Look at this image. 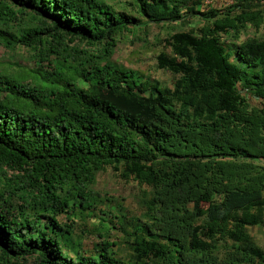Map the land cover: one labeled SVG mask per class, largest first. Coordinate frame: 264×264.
<instances>
[{"label": "trees", "instance_id": "16d2710c", "mask_svg": "<svg viewBox=\"0 0 264 264\" xmlns=\"http://www.w3.org/2000/svg\"><path fill=\"white\" fill-rule=\"evenodd\" d=\"M201 3L0 0V44L38 62L29 81L0 73V264H264L249 233L264 223V34L241 40L264 0ZM9 5L36 25L13 28ZM184 17L203 24L155 58L172 87L112 61L125 34ZM106 167L142 212L86 254L57 217L95 216Z\"/></svg>", "mask_w": 264, "mask_h": 264}, {"label": "rangeland", "instance_id": "374dc122", "mask_svg": "<svg viewBox=\"0 0 264 264\" xmlns=\"http://www.w3.org/2000/svg\"><path fill=\"white\" fill-rule=\"evenodd\" d=\"M104 1L113 5L116 11L123 10L124 0ZM222 2L230 5L233 0H202V3L196 9L201 11L202 9L205 10L204 7H217ZM9 7L15 16V20L10 22L13 28L36 25L29 10L24 11L13 5H9ZM202 24L203 22L197 17H184L183 20L176 23L146 25L136 32L135 37L125 34L119 39L111 59L121 67L132 69L160 82L162 85L172 87L177 77L156 67V56L160 52H170V49L164 44V39L175 32L196 30ZM254 34L257 36L264 34V28H260L257 33H254L252 29H248L241 40ZM33 53V51L18 45L6 49L0 44V73L22 72L28 76L30 70L34 69L38 63L35 59H32ZM47 70L50 71L51 69L47 68ZM27 80H30L29 76ZM78 85L86 87V84L80 81H78ZM9 173L7 172L6 178L10 176ZM2 181L3 176H0V188ZM92 189L98 195L100 202L96 206L95 216L87 219L88 223H80L78 217L73 218L71 214H61L57 217L60 224L70 226L71 233L68 234L70 244L86 254L92 252L93 248L106 236L114 241L124 239L118 228L110 229V226L113 225L120 227L115 218L116 216L136 219L142 212L133 200L136 187L131 182H124L110 167H106L96 175ZM109 220L114 224H111ZM263 227L264 223L249 228V233L260 247L264 246ZM69 256L73 257V252L69 253Z\"/></svg>", "mask_w": 264, "mask_h": 264}]
</instances>
